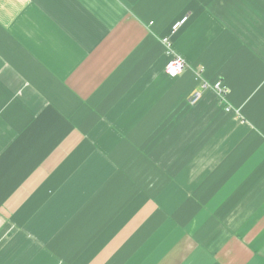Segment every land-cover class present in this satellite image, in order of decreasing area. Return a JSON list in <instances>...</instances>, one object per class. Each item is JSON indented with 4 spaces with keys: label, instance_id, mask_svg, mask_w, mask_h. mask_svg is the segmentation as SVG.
<instances>
[{
    "label": "crops",
    "instance_id": "crops-1",
    "mask_svg": "<svg viewBox=\"0 0 264 264\" xmlns=\"http://www.w3.org/2000/svg\"><path fill=\"white\" fill-rule=\"evenodd\" d=\"M0 264H264V0H0Z\"/></svg>",
    "mask_w": 264,
    "mask_h": 264
},
{
    "label": "built area",
    "instance_id": "built-area-1",
    "mask_svg": "<svg viewBox=\"0 0 264 264\" xmlns=\"http://www.w3.org/2000/svg\"><path fill=\"white\" fill-rule=\"evenodd\" d=\"M186 19L187 16H183L181 19L174 22L171 32L174 33L186 21ZM163 42L168 50V59L165 63L164 70L170 76H178L185 68V61L181 56L174 53L167 37L163 38ZM207 90H214L220 96L221 101L227 103L229 89L228 86L220 79L215 82L205 80L199 82L198 86L192 90L188 97L189 103L196 104L202 97L203 92ZM226 110H231V107L228 104L226 105Z\"/></svg>",
    "mask_w": 264,
    "mask_h": 264
}]
</instances>
